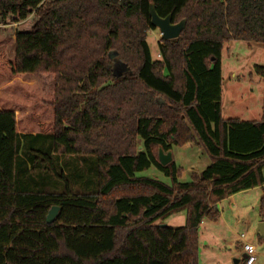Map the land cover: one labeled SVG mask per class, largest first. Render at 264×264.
<instances>
[{
	"label": "trees",
	"instance_id": "1",
	"mask_svg": "<svg viewBox=\"0 0 264 264\" xmlns=\"http://www.w3.org/2000/svg\"><path fill=\"white\" fill-rule=\"evenodd\" d=\"M151 5L185 21L160 59ZM31 16L0 48V264H199L202 220L264 183V66L259 120L221 106L223 46L264 47V0H0V23ZM186 143L209 162L182 182L158 151ZM63 156L92 178L57 170ZM149 168L169 184L137 175ZM178 212L183 225L160 226Z\"/></svg>",
	"mask_w": 264,
	"mask_h": 264
},
{
	"label": "rangeland",
	"instance_id": "2",
	"mask_svg": "<svg viewBox=\"0 0 264 264\" xmlns=\"http://www.w3.org/2000/svg\"><path fill=\"white\" fill-rule=\"evenodd\" d=\"M34 16L29 17L25 22L17 23H0V48L3 49L7 55L13 53L12 36L15 29L29 30L33 23ZM160 33L157 28L150 29L147 32V43L150 49L152 59H160L157 52V45L160 41ZM264 66V47L256 44H248L242 40H232L224 44L221 51V104L222 116L238 117L239 119L256 118L257 112L260 109L262 102V78L255 73L254 66ZM232 73L235 74L232 77ZM194 145V144H193ZM171 152V151H170ZM194 148H183L181 146L172 147V155L174 158L177 154L182 159H177L176 163L181 168L179 176L180 181H189L191 179V170L200 171L204 168L203 159L208 156L202 151L201 155L195 153ZM59 159L57 170L66 167L65 171L68 173L74 163L82 164L80 159L70 156H63ZM66 157V159H65ZM60 163L63 165L61 167ZM81 172V181L87 183L92 178L93 172H89V166L82 164L79 166ZM64 171V172H65ZM66 173V172H65ZM67 174V173H66ZM138 176H147L157 178L167 184L169 179L163 176L154 168H149L137 174ZM75 190V186L72 185ZM82 188H86L83 185ZM263 192L251 191L245 194H239L231 200H227L218 206L222 212V219L219 218L215 223L205 219L202 226L203 237L201 245L211 244L213 250L209 255L210 264H235V259H240L241 246L236 241L237 236L244 234L245 241L250 242L256 247V260L254 264H264V238L259 240L256 233L257 224L264 219V200L261 203ZM183 212L172 214L171 218L164 222L168 226H181ZM210 228L205 231V228ZM208 233V234H207ZM207 234V235H206ZM210 234V237L208 235ZM204 250L202 249V262L204 259ZM213 251V252H212ZM216 253V254H215ZM237 253V254H236ZM233 255V257H232Z\"/></svg>",
	"mask_w": 264,
	"mask_h": 264
},
{
	"label": "crops",
	"instance_id": "3",
	"mask_svg": "<svg viewBox=\"0 0 264 264\" xmlns=\"http://www.w3.org/2000/svg\"><path fill=\"white\" fill-rule=\"evenodd\" d=\"M221 73H222V70H221ZM222 76V75H221ZM235 76V74L234 73H232V77H234ZM221 106H222V104H221ZM260 117H261V106H260V109H259V111L257 112V115H256V118H252V119H240V120H259L260 119ZM233 118H238V117H233ZM239 119V118H238ZM181 147H183V148H185V149H187V148H194V149H196V152L195 153H198L199 155H201V152H202V150H201V148L199 147V146H196V145H193L192 143H186V144H184L183 146H181ZM171 159H173L174 161H175V163H176V161H177V159H182L181 158V156L179 155V154H177V157L176 158H174V156L172 155V149H171ZM208 162H209V159L207 158V159H203V161H202V163H203V165H204V167L208 164ZM177 164V163H176ZM189 168H190V170H191V172H196V171H194V170H192V168L189 166ZM201 171V170H200ZM200 171H197V173L198 172H200ZM262 175H263V178H264V169L262 170ZM251 191H259V192H263L264 193V183L262 184V185H259V186H256V187H253V188H250V189H247V190H243V191H240V192H237V193H235V194H232V195H230V196H228V197H226V198H224V199H222L221 201H219L218 202V206L219 205H221V203H223V202H225V201H227V200H231V199H233L235 196H237V195H239V194H245V193H248V192H251ZM219 211H220V220L222 219V212H221V210H220V208H219ZM184 213V212H183ZM172 216V215H171ZM169 218H171L170 216L168 217V218H166V219H169ZM178 219H182V223L184 224V222H185V213L183 214V216H181L180 218H178ZM262 220L261 221H264V219L263 218H261ZM208 220V219H207ZM220 220H218V221H220ZM204 221H205V219H203L202 220V222H201V224H200V227H199V240H198V249H199V251H198V255H199V264H210V263H208V260H211L212 258H209V254L210 253H208V252H211V250H213V246L211 245V244H203V245H201V240H202V237H203V233H202V226H203V223H204ZM210 221V220H209ZM260 221V222H261ZM164 222H166V220L164 221ZM211 222H213V221H211ZM216 222V221H215ZM215 222H213V223H215ZM217 223V222H216ZM183 224H181V225H183ZM205 224V223H204ZM173 227H176V226H173ZM205 228V227H204ZM210 228H205V231H208V233H210L209 231H211V230H209ZM207 233V234H208ZM256 233H257V235H258V238H259V240H261L262 238H264L263 236H261L257 231H256ZM206 234V235H207ZM208 237H210V234L208 235ZM261 237V238H260ZM211 238V237H210ZM236 241H238V243H240V246H241V251L240 252H238V254H240L241 255V258L238 260V259H235V264H240V262L242 261V259H243V253H242V241L240 240V235L239 236H237V238H236ZM244 241H245V239H244ZM247 242V241H246ZM250 243V242H249ZM202 249H205L204 250V259H205V262H202V255H201V253H202ZM213 252V251H212ZM216 254V253H215ZM237 254V253H236ZM232 257H233V255H232Z\"/></svg>",
	"mask_w": 264,
	"mask_h": 264
},
{
	"label": "water",
	"instance_id": "4",
	"mask_svg": "<svg viewBox=\"0 0 264 264\" xmlns=\"http://www.w3.org/2000/svg\"><path fill=\"white\" fill-rule=\"evenodd\" d=\"M150 14V24L153 28H157L160 33V38L162 40L175 39L180 35V32L184 29L185 21L180 20L177 23L171 22V16L167 15L165 17H160L156 14L153 5L149 9ZM140 148V146H139ZM158 160L162 165L167 164L171 161V153H163L161 149L158 151ZM58 207L52 206L47 213L46 222L50 223L53 221ZM160 226H165L164 223H161ZM256 231L264 237V221H261L257 224Z\"/></svg>",
	"mask_w": 264,
	"mask_h": 264
},
{
	"label": "built area",
	"instance_id": "5",
	"mask_svg": "<svg viewBox=\"0 0 264 264\" xmlns=\"http://www.w3.org/2000/svg\"><path fill=\"white\" fill-rule=\"evenodd\" d=\"M244 234H240V240L242 243V253H243V259L240 262V264H254L256 260V247L249 243L244 241Z\"/></svg>",
	"mask_w": 264,
	"mask_h": 264
}]
</instances>
